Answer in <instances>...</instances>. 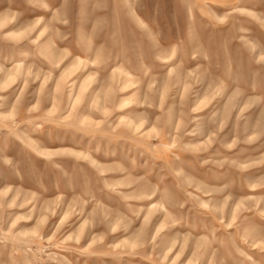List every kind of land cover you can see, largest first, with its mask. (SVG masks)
<instances>
[{
	"label": "rangeland",
	"instance_id": "rangeland-1",
	"mask_svg": "<svg viewBox=\"0 0 264 264\" xmlns=\"http://www.w3.org/2000/svg\"><path fill=\"white\" fill-rule=\"evenodd\" d=\"M0 264H264V0H0Z\"/></svg>",
	"mask_w": 264,
	"mask_h": 264
}]
</instances>
